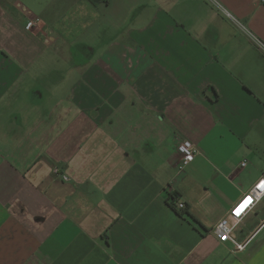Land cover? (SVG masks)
Returning <instances> with one entry per match:
<instances>
[{
  "label": "crops",
  "instance_id": "obj_1",
  "mask_svg": "<svg viewBox=\"0 0 264 264\" xmlns=\"http://www.w3.org/2000/svg\"><path fill=\"white\" fill-rule=\"evenodd\" d=\"M261 179L264 0H0V264H264Z\"/></svg>",
  "mask_w": 264,
  "mask_h": 264
},
{
  "label": "built area",
  "instance_id": "obj_2",
  "mask_svg": "<svg viewBox=\"0 0 264 264\" xmlns=\"http://www.w3.org/2000/svg\"><path fill=\"white\" fill-rule=\"evenodd\" d=\"M219 9L224 15V17L229 20H234V18L229 12L225 11L222 8ZM176 152L180 160L179 171H182L186 166L193 162L197 150L190 140L183 138L177 143ZM245 165V162L241 164L242 167H244ZM262 180L264 179H261L258 183H255L247 194L239 198L233 204L230 211L223 218H221L213 227L212 231L217 240L222 244H232L234 252H240L244 249L245 244L243 242L237 241L234 233L236 228L244 219V217L248 214V212L264 197V188L257 187V185ZM249 197L251 198L249 204L246 205L245 208L241 210V214L237 216L235 214V209L239 207V205L243 202L245 198ZM177 208L183 209L184 204L178 203Z\"/></svg>",
  "mask_w": 264,
  "mask_h": 264
},
{
  "label": "rangeland",
  "instance_id": "obj_3",
  "mask_svg": "<svg viewBox=\"0 0 264 264\" xmlns=\"http://www.w3.org/2000/svg\"><path fill=\"white\" fill-rule=\"evenodd\" d=\"M54 10V9H53ZM54 12H55V10H54ZM57 13V12H56ZM58 13H62V11L60 10V11H58ZM107 36V35H106ZM106 36H105V40H110L111 38L110 37H107L106 38ZM90 36H87V35H85V38H88V40H87V42H85V43H82V46H81V50L82 51H85V50H87L88 52H91L92 50H96L97 49V47L101 44V41L104 39H102V40H100V42H98V43H94L93 41H91L90 39L91 38H89ZM76 43V44H75ZM74 44L76 45H73V48L74 49H77L78 50V48L80 49V45H78V44H80V42H77V41H75L74 42ZM71 65H73V63L71 64Z\"/></svg>",
  "mask_w": 264,
  "mask_h": 264
},
{
  "label": "snow or ice",
  "instance_id": "obj_4",
  "mask_svg": "<svg viewBox=\"0 0 264 264\" xmlns=\"http://www.w3.org/2000/svg\"><path fill=\"white\" fill-rule=\"evenodd\" d=\"M257 187L264 188V180H262V181L257 185ZM250 199H251L250 197H249V198H245V199L243 200V202L239 205V207H237V208L235 209V214H236L237 216H239V215L241 214V210L244 209L245 206L249 204Z\"/></svg>",
  "mask_w": 264,
  "mask_h": 264
},
{
  "label": "trees",
  "instance_id": "obj_5",
  "mask_svg": "<svg viewBox=\"0 0 264 264\" xmlns=\"http://www.w3.org/2000/svg\"><path fill=\"white\" fill-rule=\"evenodd\" d=\"M173 198H175V196H173V195H169V199H170L171 201L173 200ZM182 210H184V211H182L183 214L188 215V214H187V211H186V208H183Z\"/></svg>",
  "mask_w": 264,
  "mask_h": 264
}]
</instances>
